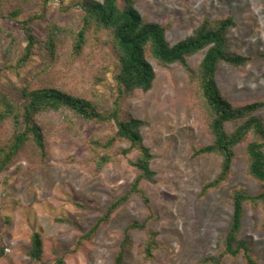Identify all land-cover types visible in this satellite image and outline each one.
I'll return each instance as SVG.
<instances>
[{"label":"rangeland","instance_id":"obj_1","mask_svg":"<svg viewBox=\"0 0 264 264\" xmlns=\"http://www.w3.org/2000/svg\"><path fill=\"white\" fill-rule=\"evenodd\" d=\"M73 1L65 0L61 5L52 0L47 19L38 25L40 39L46 38L48 24L70 27L55 58L46 49H38L19 74L4 71L0 86L20 105L27 101L25 89L46 86L90 98L102 112L112 108L117 93L115 51L105 44L106 33L91 29L85 48L75 54L72 38L81 26L83 11ZM5 5L7 12L20 9L21 20L40 10V0H5ZM70 5L68 10L62 8ZM135 7L147 20L167 28L171 44L192 35L205 18L233 16L237 26L228 33L230 49L251 57V61L238 68L221 63L217 84L234 106L264 100V0H137ZM3 26L0 67L15 65L27 42L20 21L4 20ZM206 52L204 49L189 56V65L197 70ZM150 61L156 71L153 87L137 89L122 102L123 116L132 114L147 122L141 130L155 155L151 167L156 176L155 181L143 180L140 187L150 205L141 195L133 194L101 225L94 238L76 248L79 237L127 192L140 173L133 164L139 151L124 153L131 143L121 139L107 152L111 161L97 171L89 141L94 136L109 137L117 129L115 124H89L77 115L45 112L39 121L46 134L47 156L42 158L30 142L0 173V264H54L61 255L63 264H116L125 230L135 221L146 225L130 230L132 242L127 245L124 264H209L203 259L222 249L234 212L233 191L244 189L256 194L261 190L260 182L248 173L246 146L251 137L235 148L228 180L203 192L204 185L221 168L219 155L195 154L196 149L214 142L209 111L182 64L164 66L153 58ZM255 115L264 121V108ZM234 128L228 125L229 130ZM12 132L10 123L1 124L0 143ZM35 231L43 237L41 260L29 255ZM151 231L159 233L164 248L154 259L146 260L143 247ZM241 236L250 241L253 253L264 264L261 208L246 205ZM224 264L245 261L228 258Z\"/></svg>","mask_w":264,"mask_h":264},{"label":"trees","instance_id":"obj_2","mask_svg":"<svg viewBox=\"0 0 264 264\" xmlns=\"http://www.w3.org/2000/svg\"><path fill=\"white\" fill-rule=\"evenodd\" d=\"M52 0H40V10L19 19L20 9L7 12L5 0H0V31H5L4 20L20 21L26 36L23 54L15 65L0 67V79L5 70H12L19 74L36 56L38 49H46L55 58L59 44L70 32V27L60 23L46 25L45 39L37 34L38 25L47 19L49 5ZM61 5L65 0H58ZM124 3V6L120 5ZM137 0H74L73 5L83 11L81 26L74 34L73 50L80 54L89 40V32L95 29L101 35L107 34L105 44H110L117 61V70L113 73L116 85V96L112 108L102 112L98 105L90 98L72 94L66 90L54 87L27 88L23 94L27 101L20 103L0 86V125L10 123L13 127L11 136L0 143V173L7 170L22 149L33 142L41 157L47 156L46 134L39 116L45 112H66L81 117L86 123L103 125L113 123L116 131L103 139L94 136L89 141L94 154L93 162L96 170L100 171L111 161L110 151L121 139H127L131 145L124 149L127 153L133 149L139 151V157L133 164L140 170L126 193L114 200L105 213L78 241L76 248H81L86 240L95 237L103 223L133 194L141 195L150 205V199L140 187L143 180L155 181L156 172L151 167L155 158L151 148L145 144L141 128L146 121L132 114L122 115V102L131 96L135 90L148 91L153 87L156 71L150 58L161 65L173 63L182 64L191 80L197 84L201 98L209 111V127L214 142L196 149V155L216 154L221 157V168L214 179L207 182L203 192L220 187L232 174V167L236 158L235 148L251 137L246 146L248 155V173L260 182L259 193H250L244 189L233 191L232 200L234 212L232 222L223 241L222 249L215 256L207 257L203 261L209 264H224L228 258L237 260L243 258L245 264H260L253 253L250 241L241 236L246 205L261 208L264 214V121L255 112L264 108V100L243 106H234L222 93L216 81V73L221 63L233 67L249 64L251 57L239 54L230 49L228 41L229 30L237 26L233 16L211 20L205 18L195 32L189 37L171 44L166 36L167 28L157 22L149 21L135 7ZM71 4V5H72ZM70 6H62L68 10ZM13 37V42H16ZM207 49L204 59L198 69H193L187 58ZM235 126L229 130L228 125ZM146 223L135 221L125 230V238L121 250L116 256V264H124L127 245L132 242L130 230L134 227L145 226ZM158 232L151 231L143 247L146 260L154 259L156 253L163 250L158 240ZM32 248L29 255L34 260H41L44 251L43 237L40 232L32 234ZM64 256H59L54 264H63Z\"/></svg>","mask_w":264,"mask_h":264},{"label":"built area","instance_id":"obj_3","mask_svg":"<svg viewBox=\"0 0 264 264\" xmlns=\"http://www.w3.org/2000/svg\"><path fill=\"white\" fill-rule=\"evenodd\" d=\"M9 250V249H8Z\"/></svg>","mask_w":264,"mask_h":264}]
</instances>
